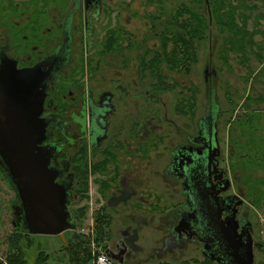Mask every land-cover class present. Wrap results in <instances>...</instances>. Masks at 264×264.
Segmentation results:
<instances>
[{"label": "flooded vegetation", "instance_id": "af4514ba", "mask_svg": "<svg viewBox=\"0 0 264 264\" xmlns=\"http://www.w3.org/2000/svg\"><path fill=\"white\" fill-rule=\"evenodd\" d=\"M126 4L130 7V1ZM113 5L114 22L105 21L98 35L101 16L108 17ZM124 7L121 0H0V64L10 58L23 68L56 58L57 67L44 82L42 144L54 146L49 165L68 192L70 219L75 221V208L95 185L98 205L92 210L91 227L97 219H108L101 251L113 264H142L154 258L156 262L145 264H167L164 256L176 259L174 251L181 253L188 244H199L202 258L209 259L202 251V237L211 236L212 210L224 207V216L237 196H244L240 187L231 189L232 180L239 181L234 171L236 140L229 137L230 161L221 152L216 68L205 64L208 106L194 121L198 92L188 77L204 33L180 37L187 20L179 14L174 19L170 12L160 31L153 20L148 33L137 40L125 27L130 18H116ZM180 39L193 41L192 59L188 43ZM174 53L176 63L170 59ZM213 104L216 118L210 113ZM244 109L238 115L243 116ZM83 185L86 192L79 190ZM245 206L243 198L236 215L240 221L248 218ZM12 211L13 222H22L19 205ZM80 227L77 223L69 229ZM154 228L161 231L159 238H154ZM145 229L149 248L140 237ZM145 249L148 253L141 258Z\"/></svg>", "mask_w": 264, "mask_h": 264}, {"label": "rangeland", "instance_id": "374dc122", "mask_svg": "<svg viewBox=\"0 0 264 264\" xmlns=\"http://www.w3.org/2000/svg\"><path fill=\"white\" fill-rule=\"evenodd\" d=\"M128 1H130V7H127L126 3ZM190 1L191 0H121L122 3H125V7L121 9V14L116 16V18L121 21L125 18H130V22H126L125 27L134 32L135 38L139 40V36L148 33L153 20L157 25V30L160 31L161 27L167 24L166 20L170 19L169 13L176 12L177 7L181 4L190 6ZM110 3L111 2H109V4ZM115 5L110 8V10L113 11L108 17L105 14L101 16L98 23L100 27L97 33L98 35L103 34L104 25H106L105 21L106 23L113 24L114 12L117 10ZM259 10L264 11V3L262 1H260ZM247 26L248 28L253 27L252 18L248 20ZM260 28L264 29V22H262ZM151 40L153 41V38ZM150 43L151 42L148 41L147 44ZM198 45V61L191 68L188 77L190 84L192 83L197 88L198 92V94H196V105L192 112V114H195L194 121H197L208 106V88L203 81V70L205 64L210 62L217 71L216 94L220 105L218 128L219 134L222 136L221 152L227 161H230L228 155V142L232 141L231 139L236 140L235 148L237 153L234 157L237 160L234 166L236 170L234 171L239 174L241 178L237 184L232 180L231 189L236 190L237 186L241 188L244 194V204L248 206L247 217L250 218L254 225V237L264 244V111H260V116H258L254 111L252 112L250 108L260 106L264 109V33L259 32L255 34L254 47L251 49L252 51H247V58H245V60H241L238 52L230 50V48L222 42V33H220L215 23L211 24L210 30ZM125 51L131 53L138 51V48H125ZM258 51H261L260 56L256 54ZM113 57L114 61L118 63V56ZM165 98L167 99L168 96H165ZM169 102L171 103V98ZM159 108L162 110V105H160ZM168 108L170 113L169 105ZM243 109L247 111L248 115L254 116L252 122L245 121V117H237V111H243ZM229 137L231 139H229ZM242 150L246 153V156L240 158ZM238 164L246 167L244 168L242 166L246 169H243V173H241ZM94 186V184H91L89 187V198H83L81 202L78 203L87 205L86 213L81 220V227L77 228V230L86 233L92 228V210L98 205V195ZM247 194L256 199V204L250 202V198L247 197ZM14 197L15 191L11 187L10 181L0 170L1 257L4 256L8 244L7 236L14 229L13 220L16 219V216L13 214L11 205ZM252 214L255 215V218L252 217ZM113 223V233L117 234V221L115 222L114 220ZM131 226L133 227V224ZM69 230L70 229H66L63 231L65 241L66 238H68ZM152 230L155 235L154 238H159L158 236L161 234V231L158 232L155 228ZM141 231V241L149 248L148 245L150 240H146L144 237V235L149 234V232L146 229ZM35 236L34 240L40 242L42 248L47 252H53L62 245V238L58 234H36ZM137 241L140 242V239L136 240V242ZM91 244L94 246L95 243L92 241ZM199 247V244H188L181 253H179L178 250L174 251L176 259L169 255L164 256L163 259L168 261L167 264H179L181 258L188 259L197 257V259H201L202 255ZM97 248L100 249L99 246ZM36 250V242L29 247L25 246L24 258L26 259V264L33 261ZM147 253L148 249H145L142 254H140V257L146 256ZM255 253L256 262L262 264L261 260L264 261V248L261 250L256 248ZM156 261L155 258L150 260L145 259L146 263ZM145 262H142V264H145Z\"/></svg>", "mask_w": 264, "mask_h": 264}, {"label": "water", "instance_id": "95a60500", "mask_svg": "<svg viewBox=\"0 0 264 264\" xmlns=\"http://www.w3.org/2000/svg\"><path fill=\"white\" fill-rule=\"evenodd\" d=\"M50 60L23 68L10 58L0 64V164L17 190L24 229L30 234L63 237V231L77 223L70 219L66 187L55 180L56 168L49 165L54 146L42 144L45 122L39 117L44 82L57 67L56 58ZM214 110L213 104L210 113L216 118ZM241 196L224 216V207L211 209L213 229L211 236L202 237V251L214 264H259L255 249H263L264 244L255 239L252 221L236 216ZM221 201L224 205L225 200ZM247 211L246 205L244 216Z\"/></svg>", "mask_w": 264, "mask_h": 264}, {"label": "trees", "instance_id": "16d2710c", "mask_svg": "<svg viewBox=\"0 0 264 264\" xmlns=\"http://www.w3.org/2000/svg\"><path fill=\"white\" fill-rule=\"evenodd\" d=\"M260 1L264 3V0H191L190 6L184 5L183 8H177L176 12H173L172 18L176 19V16L179 14L180 18L183 19L182 21L187 20L186 23L181 25L184 31L178 33L180 37L185 34H189L190 37L193 35L201 36L203 33L205 36L210 30L211 24L215 23L220 33H222V42L226 44L230 50L238 52L241 60H245V58H247V51L254 47L255 34L259 32L264 33V29L260 28L262 22H264V11L259 10ZM251 18L253 19V27L248 28V20ZM180 41L182 44L188 43L187 51L189 57L192 59L194 57L193 41L191 39L189 41L180 39ZM260 53L261 51H258L256 54L260 56ZM175 56L176 53H174L173 59L169 57L172 63L178 61V58ZM180 58H182V55ZM254 112L260 116V110ZM237 117H245V121L247 122H252L254 118L253 115H248L246 110L243 116L238 115ZM245 156L246 153H243L240 155V158ZM238 166L241 169V173L246 170L244 169L246 168L244 165L238 164ZM0 170L10 181L11 187L15 191V197L11 202L13 208V206L20 204L17 190L1 164ZM240 178L241 176L239 175V181ZM79 190L86 192L87 186L83 185ZM82 196L86 197L87 194H82ZM247 197L250 198L251 203L256 204L257 201L255 198L248 194ZM86 209L87 205L82 203L76 207L73 212V219L79 223V225L86 213ZM252 217L255 218V215L252 214ZM20 222L13 224L14 229L7 236L8 244L4 256H0V264H26V259L24 258L25 246L29 247L35 242L37 244L36 254L33 261L28 264H94V256L96 253L104 250L103 239H105L107 235V227L109 224L107 218H100L95 220L92 231L89 230L87 233L80 230H69L66 241L62 239V245L58 247L57 250L47 252L42 248L40 242L34 240L36 234L28 233L24 229L22 222L21 224ZM92 241L95 243L94 246L91 244ZM98 246L100 249L97 248ZM261 263L264 264V261L261 260ZM179 264L214 263L207 258H188L183 259Z\"/></svg>", "mask_w": 264, "mask_h": 264}, {"label": "built area", "instance_id": "2783aa9c", "mask_svg": "<svg viewBox=\"0 0 264 264\" xmlns=\"http://www.w3.org/2000/svg\"><path fill=\"white\" fill-rule=\"evenodd\" d=\"M94 264H113V261L104 251H100L94 256Z\"/></svg>", "mask_w": 264, "mask_h": 264}]
</instances>
